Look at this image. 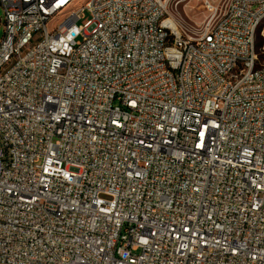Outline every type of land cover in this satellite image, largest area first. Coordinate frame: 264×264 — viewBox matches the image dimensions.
Wrapping results in <instances>:
<instances>
[{"label": "built area", "instance_id": "1", "mask_svg": "<svg viewBox=\"0 0 264 264\" xmlns=\"http://www.w3.org/2000/svg\"><path fill=\"white\" fill-rule=\"evenodd\" d=\"M0 7V264H264V0Z\"/></svg>", "mask_w": 264, "mask_h": 264}, {"label": "rangeland", "instance_id": "2", "mask_svg": "<svg viewBox=\"0 0 264 264\" xmlns=\"http://www.w3.org/2000/svg\"><path fill=\"white\" fill-rule=\"evenodd\" d=\"M228 0H168V15L175 19L181 30L188 36H199L203 31L206 22L211 16L208 6L214 5L219 8V13L224 8ZM0 16H3L0 7ZM91 14L89 11L84 13L79 24L85 23ZM4 22L0 26V42L4 36ZM256 52L259 61L264 63V19L262 20L256 36Z\"/></svg>", "mask_w": 264, "mask_h": 264}, {"label": "bare ground", "instance_id": "3", "mask_svg": "<svg viewBox=\"0 0 264 264\" xmlns=\"http://www.w3.org/2000/svg\"><path fill=\"white\" fill-rule=\"evenodd\" d=\"M170 22H171L173 27L178 28L180 30V27H179V25L175 19L171 18Z\"/></svg>", "mask_w": 264, "mask_h": 264}]
</instances>
